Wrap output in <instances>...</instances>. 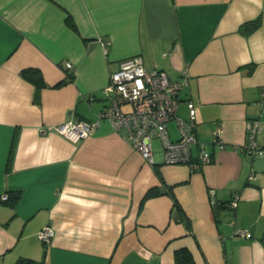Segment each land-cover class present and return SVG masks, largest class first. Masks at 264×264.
Masks as SVG:
<instances>
[{"label":"crops","instance_id":"crops-1","mask_svg":"<svg viewBox=\"0 0 264 264\" xmlns=\"http://www.w3.org/2000/svg\"><path fill=\"white\" fill-rule=\"evenodd\" d=\"M134 55L187 77L177 115L195 103L193 157L210 162L165 163L154 139L148 163L106 119L77 143L48 129L95 119L110 73ZM248 121L264 149V0H0V199L20 191L0 201V264H176L179 248L195 264H264V153L245 148ZM167 128L176 139V120Z\"/></svg>","mask_w":264,"mask_h":264},{"label":"built area","instance_id":"built-area-1","mask_svg":"<svg viewBox=\"0 0 264 264\" xmlns=\"http://www.w3.org/2000/svg\"><path fill=\"white\" fill-rule=\"evenodd\" d=\"M66 68L72 69L73 66L67 62ZM186 83V76L170 79L166 71L148 69L143 58L134 55L121 60L118 68L110 73L109 82L103 89L107 103L97 112L95 119H70L48 126V129L77 143L91 135L100 121L106 119L148 163L153 164L152 143L154 139H158L165 163H185L196 168L210 162L212 155L200 149L196 157H193L192 148L197 141L195 103L192 100L187 101L186 119L177 115L178 93ZM172 119L176 120L178 128L176 139H171L168 134L167 123ZM246 130L247 151L256 155L264 153V149L254 140L258 130L257 121H248ZM220 131V126H217L211 134V141L222 147ZM208 194L213 199L214 189H209ZM2 199H6V196ZM229 204L235 207L237 197L231 199ZM236 232L249 237L246 229L240 228ZM53 234V228L46 225L38 231L37 236L43 242H48Z\"/></svg>","mask_w":264,"mask_h":264},{"label":"trees","instance_id":"trees-1","mask_svg":"<svg viewBox=\"0 0 264 264\" xmlns=\"http://www.w3.org/2000/svg\"><path fill=\"white\" fill-rule=\"evenodd\" d=\"M261 24V17L257 16L253 19L246 20L239 25V32L244 35H249ZM22 74L25 78L32 81L37 87L42 85V76L38 69L27 68L22 70ZM159 194L157 189L150 188L146 192L144 198L156 196ZM20 198V191H9L6 199H0V201L7 203L10 206H14ZM174 206L180 208L174 199ZM174 261L176 264H195L190 251L187 248H179L174 252ZM13 264H43L40 260H35L28 257H18Z\"/></svg>","mask_w":264,"mask_h":264}]
</instances>
